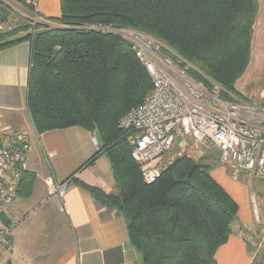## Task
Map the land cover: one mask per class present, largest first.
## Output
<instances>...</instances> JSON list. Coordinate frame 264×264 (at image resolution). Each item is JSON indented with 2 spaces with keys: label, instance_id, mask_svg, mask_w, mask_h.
Here are the masks:
<instances>
[{
  "label": "trees",
  "instance_id": "trees-1",
  "mask_svg": "<svg viewBox=\"0 0 264 264\" xmlns=\"http://www.w3.org/2000/svg\"><path fill=\"white\" fill-rule=\"evenodd\" d=\"M59 5V17L48 19L51 26L38 24V31L27 33V26L9 28L11 8L0 1V51L31 43L27 108L35 131L78 126L97 134L100 147L83 167L106 156L117 191L86 188L126 220L140 264H217L215 253L231 234L237 203L211 176V166L190 156L176 158L155 182H143L130 155V135L117 122L143 101L152 82L128 39L95 27L149 35L184 61L179 66L193 80L219 85L227 102L243 101L234 84L249 63L258 0H59ZM161 51L173 60L170 51ZM34 180L22 171L15 195L29 196ZM259 250L250 248L251 264H264Z\"/></svg>",
  "mask_w": 264,
  "mask_h": 264
},
{
  "label": "crops",
  "instance_id": "crops-1",
  "mask_svg": "<svg viewBox=\"0 0 264 264\" xmlns=\"http://www.w3.org/2000/svg\"><path fill=\"white\" fill-rule=\"evenodd\" d=\"M24 1L35 3L42 20L60 13L59 0ZM262 49L264 0H258L250 46L254 60L259 61ZM30 51L29 41L0 51V118L12 130L29 136L24 171L35 177L29 196L14 194L5 205L3 216L12 226V248L0 245V264H140L129 242L126 220L115 209L101 205L86 188L110 195L117 191L106 156L83 167L100 147L96 134L78 126L42 134L35 131L27 108ZM215 179L226 189L222 178ZM55 185H65L62 198L56 195ZM233 195L238 212L215 260L217 264H251L249 250L256 249L255 242L260 241L258 248L264 253V227L261 234L252 223L249 195Z\"/></svg>",
  "mask_w": 264,
  "mask_h": 264
},
{
  "label": "built area",
  "instance_id": "built-area-1",
  "mask_svg": "<svg viewBox=\"0 0 264 264\" xmlns=\"http://www.w3.org/2000/svg\"><path fill=\"white\" fill-rule=\"evenodd\" d=\"M132 41L134 55L149 75L152 88L117 125L130 135V155L143 182L151 184L160 177L163 158L181 139L180 145L189 140L214 147L219 161L230 166L235 175L248 174L264 183V110L223 100L219 85L206 87L196 82L178 67L177 59L176 68L148 42L136 37ZM29 151V136L12 130L0 118V245L7 250L12 248L11 229L1 216L16 192ZM64 192L65 185H55L58 197ZM250 206L262 234L264 219L259 216V207L264 208V197L252 195Z\"/></svg>",
  "mask_w": 264,
  "mask_h": 264
},
{
  "label": "rangeland",
  "instance_id": "rangeland-1",
  "mask_svg": "<svg viewBox=\"0 0 264 264\" xmlns=\"http://www.w3.org/2000/svg\"><path fill=\"white\" fill-rule=\"evenodd\" d=\"M0 1L3 2L4 5H8L11 8V14L9 17V28L18 29L20 26H27L29 28V31H27V33H31V32L33 33V31L34 32L38 31V27H37L38 24L48 25V26L52 25L51 23L48 22L49 18H47L46 20H42L38 17L35 10L36 8L35 3H31V2L26 3V1L24 0H0ZM30 5L33 6L32 11L30 10ZM59 15L60 13H58V15L56 16L58 17ZM32 23H35L34 27L32 26ZM95 28L102 31H117L124 38L128 39L131 42V44L134 42L132 41V37L140 38L148 42L150 46L158 52V54L164 56L165 54L161 50L167 49V51L171 52V56H174V58L179 61V65L184 62L177 55H175L174 52L166 48L164 44L150 37L149 35H145L143 33L131 29L118 31L110 27H95ZM95 28L92 27L91 29H95ZM22 33L23 32H20L18 35L21 36ZM24 34L25 33H23V35ZM261 51L262 54H258L259 61L254 60V58L250 55L249 63L245 69V72L235 82L236 85L234 84V88L241 95V97L244 98V100L241 101L240 99L237 98H234L233 100L244 107L251 106L264 110V53H263L264 50L262 49ZM164 57L169 59L173 64H175L177 68L176 64L178 63L174 58L172 60L171 58H168L166 56ZM179 65L178 67L180 68ZM180 69L187 73L186 69H182V68ZM172 76L175 80H178L176 75H172ZM29 133L31 137L35 136L32 130L29 131ZM181 141H182L181 139L177 140L171 151L168 152L163 158L162 165L164 166V168L167 167L178 157L184 155L188 157L190 156L194 161H199L200 163L209 164L211 166V172H210L211 176L214 179L222 178L221 180L224 182L226 188L225 191L231 197L234 196L233 194L236 195L241 194L247 196L249 195L250 198L252 196L251 193H254V195L258 199L264 197V183L258 181L253 176L248 174L237 173V175H235L232 171L233 169L230 166L224 165L219 161V154L214 147L211 146L202 147L196 145L195 143L189 140L185 141L182 145H180ZM259 216L262 220L264 219L263 207H259ZM251 220L254 226L256 227V229L258 231L261 230L262 228L261 226L255 225L252 208H251Z\"/></svg>",
  "mask_w": 264,
  "mask_h": 264
}]
</instances>
